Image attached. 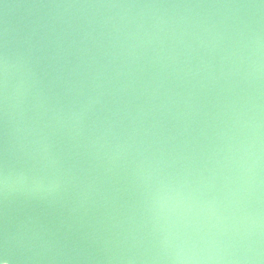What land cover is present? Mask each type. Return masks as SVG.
<instances>
[{"label":"water","instance_id":"water-1","mask_svg":"<svg viewBox=\"0 0 264 264\" xmlns=\"http://www.w3.org/2000/svg\"><path fill=\"white\" fill-rule=\"evenodd\" d=\"M5 160V264H264V3L0 0Z\"/></svg>","mask_w":264,"mask_h":264},{"label":"clouds","instance_id":"clouds-1","mask_svg":"<svg viewBox=\"0 0 264 264\" xmlns=\"http://www.w3.org/2000/svg\"><path fill=\"white\" fill-rule=\"evenodd\" d=\"M8 70H9L8 58H7V56H5L3 58V63H2V72H3L4 84H5V99L7 98L6 89H7ZM18 179L20 181H24L27 179V177H25L21 174L18 177ZM11 180H12V173H10V171H9L7 160H5L3 170H2V172H0V184L3 185L5 190H7ZM202 259H203V257H198L195 254H190V253L177 254L174 257L176 264H195L196 261L202 260ZM209 259H211V257H209Z\"/></svg>","mask_w":264,"mask_h":264},{"label":"snow or ice","instance_id":"snow-or-ice-1","mask_svg":"<svg viewBox=\"0 0 264 264\" xmlns=\"http://www.w3.org/2000/svg\"><path fill=\"white\" fill-rule=\"evenodd\" d=\"M262 3H264V0H261ZM7 241L5 240V245ZM0 255L4 257L3 260H0V264H5V261L7 260L8 254H7V248L6 246L4 248H0Z\"/></svg>","mask_w":264,"mask_h":264}]
</instances>
